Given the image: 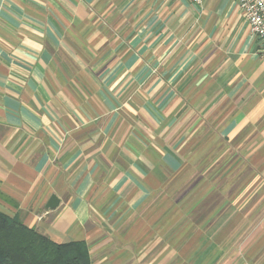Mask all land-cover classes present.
<instances>
[{"label":"crops","instance_id":"obj_1","mask_svg":"<svg viewBox=\"0 0 264 264\" xmlns=\"http://www.w3.org/2000/svg\"><path fill=\"white\" fill-rule=\"evenodd\" d=\"M263 187L237 0H0L1 211L92 264H264L232 258Z\"/></svg>","mask_w":264,"mask_h":264},{"label":"trees","instance_id":"obj_2","mask_svg":"<svg viewBox=\"0 0 264 264\" xmlns=\"http://www.w3.org/2000/svg\"><path fill=\"white\" fill-rule=\"evenodd\" d=\"M0 264H92L85 241L59 243L0 210Z\"/></svg>","mask_w":264,"mask_h":264},{"label":"rangeland","instance_id":"obj_3","mask_svg":"<svg viewBox=\"0 0 264 264\" xmlns=\"http://www.w3.org/2000/svg\"><path fill=\"white\" fill-rule=\"evenodd\" d=\"M235 175L236 173L233 176L235 177ZM262 191L264 192V187L258 190L257 194H254L252 198H247V202L238 210L242 213L244 212L247 219L232 222V228L236 231L238 229L241 231L240 235L245 236L242 241L246 242L245 247H247V253L239 252L234 254L233 259L243 260L245 259L244 256L247 255L248 261L264 262V199L262 204H256L257 206L254 204L256 195L259 196L263 193Z\"/></svg>","mask_w":264,"mask_h":264},{"label":"built area","instance_id":"obj_4","mask_svg":"<svg viewBox=\"0 0 264 264\" xmlns=\"http://www.w3.org/2000/svg\"><path fill=\"white\" fill-rule=\"evenodd\" d=\"M195 4H203L205 0H192ZM251 32L260 43V50L264 54V0H237Z\"/></svg>","mask_w":264,"mask_h":264},{"label":"water","instance_id":"obj_5","mask_svg":"<svg viewBox=\"0 0 264 264\" xmlns=\"http://www.w3.org/2000/svg\"><path fill=\"white\" fill-rule=\"evenodd\" d=\"M59 205V198L56 195H52L48 201V208H56Z\"/></svg>","mask_w":264,"mask_h":264}]
</instances>
